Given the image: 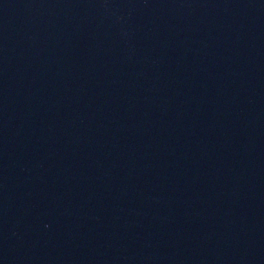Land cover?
<instances>
[{
    "label": "water",
    "instance_id": "95a60500",
    "mask_svg": "<svg viewBox=\"0 0 264 264\" xmlns=\"http://www.w3.org/2000/svg\"><path fill=\"white\" fill-rule=\"evenodd\" d=\"M0 264H264V32L0 0Z\"/></svg>",
    "mask_w": 264,
    "mask_h": 264
}]
</instances>
